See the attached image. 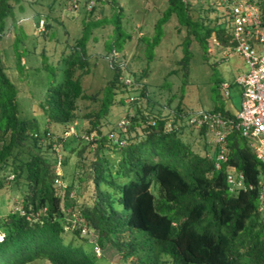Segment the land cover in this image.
<instances>
[{
	"label": "trees",
	"instance_id": "trees-1",
	"mask_svg": "<svg viewBox=\"0 0 264 264\" xmlns=\"http://www.w3.org/2000/svg\"><path fill=\"white\" fill-rule=\"evenodd\" d=\"M259 1L264 22V0ZM202 9L196 14L191 0H168L156 25L159 31L152 45L160 43V27L174 16L179 31L181 27L187 30L179 60L183 85L189 77L194 41L205 54L212 46L210 38L230 46L231 9L226 7L229 20L224 21L219 15H208L216 10L213 6ZM9 17L14 19L13 5L0 0V189L9 184L21 192L22 201L20 208L0 214V264H99L94 249L106 242L125 264H264V211L260 210L264 166L247 138L232 128L227 140L229 161L216 169V145L205 144L204 153L184 139L188 126L204 137L208 131L183 123L186 111L181 104L175 113L144 111L140 97H148L146 87L138 99L129 100L139 108L129 115V132L134 130L135 135L128 136L126 130L119 131L120 136L105 133L103 121L116 97L130 85L112 55V78L103 89L86 93L83 77L90 72L87 27L59 57L61 67L53 72L54 82L39 102L41 117L23 116L19 89L2 59L1 43L8 33ZM115 28L118 33L108 50L117 53L127 38L119 24ZM17 53L21 67L22 52ZM148 70L140 77L133 73L130 83L141 81ZM82 100L98 103V107L81 117L88 122L86 135L73 136L75 143L82 142L81 161H87L86 150L93 154L85 173L93 188L88 202L79 204L72 195L73 183L64 185L62 192L56 186L61 177L58 168L66 161L59 157L55 144L64 143L67 148L69 144L64 135H54L50 126H66L80 119ZM229 108L215 104L209 110L236 120L237 113ZM232 168L243 173L245 188L231 189L227 177ZM84 229L97 233L95 243ZM90 245L91 250L87 249Z\"/></svg>",
	"mask_w": 264,
	"mask_h": 264
},
{
	"label": "rangeland",
	"instance_id": "rangeland-1",
	"mask_svg": "<svg viewBox=\"0 0 264 264\" xmlns=\"http://www.w3.org/2000/svg\"><path fill=\"white\" fill-rule=\"evenodd\" d=\"M76 1L78 7H75L73 0H9L14 7V19L9 17L6 21L8 33L1 43L2 59L9 76L19 89L23 116L41 117L39 102L54 82L53 72L57 73V66L61 67V64H58L59 57L82 35L86 27L89 33L87 49L90 62V72L83 77L86 93L91 95L103 89L112 78L113 71L109 63L112 55H115L122 65L125 83L130 85L127 91L116 97V104L103 121L105 133H116L120 136L119 131L126 130L128 136L135 135L136 131L129 132L130 122L123 128L120 124L126 120L130 121L129 115L138 113L139 108H135L129 99H138L144 87L148 94L147 98L140 97L144 111L175 113L179 104L187 114L191 111L212 109L215 104L231 107L234 112L239 111L242 88L233 83L239 75L248 70L241 55L229 47L217 45L213 38H210L212 46L205 54L197 41H194L191 44L193 56L189 77L183 85L184 76L179 60L183 57L182 43L187 35L186 28L181 27L179 31L177 18L174 16L160 27V43L152 45L159 31L157 22L168 8V0ZM191 1L196 14L199 10L203 11V7L208 9L213 6L216 10L207 12L210 17L216 18L219 15L221 21L229 18V14H225L227 9L222 0ZM228 23L230 26L231 22ZM118 24L123 37L127 39L124 40L123 50L114 53L108 50V46L117 36L115 27ZM18 36L20 38L17 41ZM17 50L22 52L21 67L17 66ZM258 50L264 51L260 47ZM43 51L45 55H42ZM146 68L149 70L141 81L133 82L134 85L130 83L133 81V73L140 77ZM224 82L233 84L229 88L230 97L225 96L222 87ZM122 98L124 102H121ZM97 107L98 103L82 100L78 111L80 119L66 126H50L54 135H64L63 138L69 144L68 148L64 143L59 146L55 144L58 147L56 149L61 152L59 157L66 161L58 168L61 177L56 186L58 191L62 192L64 185L73 183L75 189L72 195L78 198L79 204L88 202L93 188L89 180L85 179L89 168L87 165L93 154L86 150L84 154L87 161H81L79 149L83 147L82 142L75 143L73 139L86 135L88 122L81 117ZM187 114L183 117L185 124ZM172 123L173 119L169 122V127ZM137 130H140L139 127ZM184 133V139L200 152L205 153V144L214 145L210 134L208 137L201 136L198 130L189 126L184 129ZM113 139L116 141L117 135ZM49 155L52 159L55 158L53 151H50ZM7 185L6 188L0 189L1 215L21 207V192ZM85 236L94 243L97 241L96 232L88 230ZM68 239L71 238L67 237ZM92 247L93 245H90L87 249L91 250ZM94 252L99 264H125L120 253L109 242L103 247H97ZM34 264L50 262L36 261Z\"/></svg>",
	"mask_w": 264,
	"mask_h": 264
},
{
	"label": "built area",
	"instance_id": "built-area-1",
	"mask_svg": "<svg viewBox=\"0 0 264 264\" xmlns=\"http://www.w3.org/2000/svg\"><path fill=\"white\" fill-rule=\"evenodd\" d=\"M73 3L78 7L76 0ZM222 3L231 9L232 37L229 48L241 55L248 67L247 72L236 81L242 88L241 107L236 120L214 111L198 110L186 113V124L205 128L211 135V142L218 149L216 169L229 161L227 140L232 128L249 140L257 159L264 166V51L258 50V46L264 47L263 9L257 0H222ZM213 40L220 45L216 39ZM230 86L228 82L223 83L225 96L230 95ZM129 122L126 120L120 125L123 128ZM110 136L113 137V134ZM243 179V173H237L233 168L228 173L227 180L232 190L245 188ZM260 185V210L264 211V180Z\"/></svg>",
	"mask_w": 264,
	"mask_h": 264
},
{
	"label": "crops",
	"instance_id": "crops-1",
	"mask_svg": "<svg viewBox=\"0 0 264 264\" xmlns=\"http://www.w3.org/2000/svg\"><path fill=\"white\" fill-rule=\"evenodd\" d=\"M259 47L261 48V50H264V47H263V46L260 45V46H258V48H259ZM246 72H247V71H246ZM244 73H245V72H244ZM244 73H243V74H244ZM241 75H242V74H241ZM241 75H239V76H241ZM239 76H238V77H239ZM238 77H237V78H238ZM236 81H237V79L234 81V83H236ZM236 84H237V83H236ZM231 85H232V84H231ZM237 85H238V84H237ZM241 95H242V94H241ZM229 109H230V111H231L232 113H238V112H234L233 109H232L231 107H230Z\"/></svg>",
	"mask_w": 264,
	"mask_h": 264
}]
</instances>
